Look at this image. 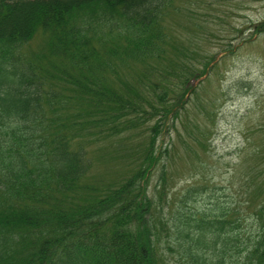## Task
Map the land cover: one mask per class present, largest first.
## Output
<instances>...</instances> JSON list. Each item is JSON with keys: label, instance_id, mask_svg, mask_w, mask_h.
I'll use <instances>...</instances> for the list:
<instances>
[{"label": "trees", "instance_id": "1", "mask_svg": "<svg viewBox=\"0 0 264 264\" xmlns=\"http://www.w3.org/2000/svg\"><path fill=\"white\" fill-rule=\"evenodd\" d=\"M174 1L0 0V264H264V126L255 127L263 135L241 149L229 177L208 165L216 176L200 174L175 208V196L163 203L169 148L161 155L156 148L160 130L187 110L200 76L254 43L264 22L243 45L230 40L219 61L189 66L168 55L174 44L165 22ZM115 31H126L127 40H103ZM38 34L46 45L24 54ZM115 58L160 59L161 66L147 64L135 82L109 79L117 76ZM233 86L252 88L242 78ZM215 115L201 105L187 147L207 156ZM146 125L151 135L115 144ZM109 160L124 161L125 171L95 175V165ZM159 165L161 208H168L161 220L153 219L158 205L149 190ZM204 179L211 193L199 199Z\"/></svg>", "mask_w": 264, "mask_h": 264}, {"label": "rangeland", "instance_id": "2", "mask_svg": "<svg viewBox=\"0 0 264 264\" xmlns=\"http://www.w3.org/2000/svg\"><path fill=\"white\" fill-rule=\"evenodd\" d=\"M262 22L264 0H175L165 22L169 40L174 44L173 47H168V55L173 60L178 57L184 59L189 66L191 63L193 66H202V63L212 62L214 57H216L214 62H217L226 54L230 40L233 41L234 47L238 46L243 38L248 39L252 35V26ZM43 34L36 35L25 46L24 54L29 56L40 52L47 40ZM128 36L126 31H115L105 35L103 40H127ZM254 40H256L254 43L246 44L234 55L222 60L216 68L202 74L196 85L199 87L198 90L187 95L191 100L181 119L175 122L174 127L169 123L158 133L156 148L159 154L165 153L166 147L169 148V168L166 171L168 194L163 203L170 200V196H175L170 204L175 208L178 196L185 192L187 186L195 182L200 174L206 173L212 180L216 175L214 170L209 171L210 164L217 167L216 173L219 177L223 179L229 177L233 171L232 164L237 161L239 155H243L241 149H245V145L247 147L249 143H258L259 137L263 135L260 129L255 127L264 126V32L255 34ZM177 46L181 50L186 49L187 54L185 52L180 54ZM50 57L62 63L61 57ZM115 59L117 76L111 75L109 79L123 78L128 82H135L147 64L161 66L160 59L146 63L130 61L122 63ZM240 78L252 84V88L235 89L233 83ZM220 90L225 93L219 92ZM217 96L219 97L217 104L216 101L211 104L210 100ZM204 103L210 108L213 107L216 113L209 122L213 129L209 136L210 149L206 156L204 150L195 145L191 146L197 155L194 159L195 152L187 147L191 145L188 135H192L194 123L201 121V105ZM154 122L155 120H152V123ZM147 125L117 137L115 144L121 142L125 136L131 135L129 141L136 143V140L144 139V134L151 135L146 128ZM126 152L129 155L132 153L130 150ZM135 156L137 154L134 152L129 159ZM253 163L250 157L246 158V164ZM123 164L124 161L122 163L119 160L111 163L99 161L95 165L94 174L106 175L108 178L116 176L121 169L125 171ZM152 172L149 190L158 205L153 219L156 217L161 220V215L168 212L166 206L161 208V165ZM210 180H203L205 195L199 199L209 197ZM214 181L218 182V179ZM197 183L200 184L201 179ZM195 205H199V202L197 201Z\"/></svg>", "mask_w": 264, "mask_h": 264}]
</instances>
